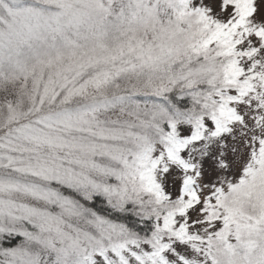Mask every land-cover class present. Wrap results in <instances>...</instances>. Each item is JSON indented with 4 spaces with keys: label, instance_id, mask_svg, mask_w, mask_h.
<instances>
[{
    "label": "snow or ice",
    "instance_id": "1",
    "mask_svg": "<svg viewBox=\"0 0 264 264\" xmlns=\"http://www.w3.org/2000/svg\"><path fill=\"white\" fill-rule=\"evenodd\" d=\"M0 264H264V0H0Z\"/></svg>",
    "mask_w": 264,
    "mask_h": 264
},
{
    "label": "trees",
    "instance_id": "2",
    "mask_svg": "<svg viewBox=\"0 0 264 264\" xmlns=\"http://www.w3.org/2000/svg\"><path fill=\"white\" fill-rule=\"evenodd\" d=\"M0 246H10V242L8 241H0Z\"/></svg>",
    "mask_w": 264,
    "mask_h": 264
},
{
    "label": "rangeland",
    "instance_id": "3",
    "mask_svg": "<svg viewBox=\"0 0 264 264\" xmlns=\"http://www.w3.org/2000/svg\"><path fill=\"white\" fill-rule=\"evenodd\" d=\"M9 242V241H8Z\"/></svg>",
    "mask_w": 264,
    "mask_h": 264
}]
</instances>
